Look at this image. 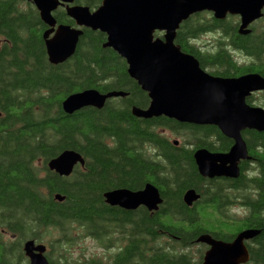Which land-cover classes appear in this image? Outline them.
<instances>
[{"label":"trees","instance_id":"obj_1","mask_svg":"<svg viewBox=\"0 0 264 264\" xmlns=\"http://www.w3.org/2000/svg\"><path fill=\"white\" fill-rule=\"evenodd\" d=\"M76 2L91 9L101 0ZM53 16L57 23H73L64 9H56ZM255 24L241 34L238 16L217 19L209 11L197 12L180 23L174 41L210 66L212 75L264 74V27L259 30ZM46 28L33 4L0 3V34L10 40L0 48V264H27L22 247L29 239L49 244L51 264L68 263L72 259L61 248L64 241L74 240L71 233L77 227L83 236L92 234L109 244L118 241L110 234L113 229L125 231V246L115 255V264H196L187 252L193 235L203 231L202 224L212 225L215 216L206 207L193 211L183 201L184 192L197 190L201 182L185 144L188 135L203 143L202 135L212 126L181 123L164 115L134 116L131 107H147L148 95L128 75L126 61L103 46L105 34L83 29L74 54L52 64L43 38ZM211 31L221 37L212 44L214 49L199 57L193 40ZM249 58L259 63H247ZM86 88L127 94L107 99L101 108L64 112L62 100ZM160 129L180 136L181 145H174ZM64 150H73L84 160L83 167L75 164L67 176L47 166ZM147 182L162 198L155 211L139 206L124 215L105 202L106 191L123 186L138 190ZM262 221H257L260 242L251 254L255 264H264ZM224 223L232 222L228 218ZM48 230L55 235L45 239ZM3 231L14 237L5 239ZM160 236L168 239L166 246L157 243Z\"/></svg>","mask_w":264,"mask_h":264},{"label":"water","instance_id":"obj_2","mask_svg":"<svg viewBox=\"0 0 264 264\" xmlns=\"http://www.w3.org/2000/svg\"><path fill=\"white\" fill-rule=\"evenodd\" d=\"M73 1L32 0L41 20L47 25L43 38L48 61L57 64L70 58L83 34L82 28L104 33L103 46L112 48L126 61L128 75L148 95V106L140 108L134 105L131 113L141 118L164 115L181 123L217 126L233 138L235 144L228 154L197 150L194 159L198 171L202 176L236 175V151L239 149L244 153L240 131L244 128L264 130V111L245 104V96L249 92L264 89V78L252 72L238 77L211 75L174 39L180 23L191 14L202 11L211 12L217 19H224L228 14L238 15V32L247 34L250 32L249 24L264 16V0H102L94 10L87 5L72 4ZM60 5L78 27L56 23L53 11ZM155 31L162 32V36H156ZM126 94L121 90L103 93L96 88H86L66 96L61 107L71 114L85 106L101 108L107 99ZM77 163H84L81 155L73 150H64L49 160L47 166L59 175L67 176ZM103 196L109 205L127 210L142 205L154 211L162 202L158 188L150 182L138 190L117 188L106 191ZM197 197L194 189L183 194L187 205ZM55 198L63 200L59 194ZM256 233L257 229L242 230L232 242L200 236L198 241L210 245L200 264L244 262L248 253L243 240ZM23 248L30 264H50L43 254V244H35L29 239Z\"/></svg>","mask_w":264,"mask_h":264},{"label":"flooded vegetation","instance_id":"obj_3","mask_svg":"<svg viewBox=\"0 0 264 264\" xmlns=\"http://www.w3.org/2000/svg\"><path fill=\"white\" fill-rule=\"evenodd\" d=\"M8 1L9 2L11 1L12 3L18 2L20 4H26V5L33 4L32 0H0V3L3 4ZM72 4H79V3H77L76 0H74ZM59 8L64 9V7L61 5L58 6L56 9ZM96 8L97 6L95 8H91V10H94ZM263 17L264 16H262V18ZM259 20L260 19L252 22L251 24H249L248 27H250L254 23H257ZM57 24H61V23H57ZM68 25L78 27L75 25L74 21L73 23H69ZM212 32L214 31L207 32L204 35L210 34ZM9 42L10 40L6 36L0 34V48L5 43H9ZM193 42H195V45L197 46L196 51L198 52L197 54H199L198 55L199 57H201L203 52L209 49L210 50L214 49V45L199 44L200 42L199 38L194 39ZM245 61L247 63H252V62H256V64L259 63L255 58L253 59L249 58V60L245 59ZM199 65L203 70H205L208 73L209 70H211L210 66H208L207 64L203 65L202 62H199ZM247 73L250 72L241 73L233 77H238ZM252 73H257L264 78V74L262 73H259L257 71H253ZM245 104L249 107L260 108L261 110L264 111V89H256L249 92L245 96ZM195 125L212 126L207 128V130L202 135L203 143L201 144L196 143V140H194L193 137L188 135L187 142L185 144L186 149L191 154V158L195 165L196 171L201 177V182L200 184H198V189L195 190L194 188H191L194 189L198 197L194 201H192L190 205H187L186 203L185 204L189 209H193V211H196L197 208L199 209V207L209 208V210L211 211L213 210V215L215 216L212 219V221L214 220V223L212 225L202 224L201 230L203 231L200 232L198 235H193L195 236L194 242L190 246V250L187 251L189 253L188 254L189 261L190 260L191 262L195 261L196 264H200L203 261V258L205 257L206 253L210 249V245L208 243L198 241V238L200 236H203L205 238H211L212 240L215 241L232 242L240 231L245 229H258L257 228V226L259 225L257 222L258 219H262L263 220L262 222H264V137H263L264 130L257 128H244L240 131V137L244 145V153H241L239 149L236 151V155H237L236 156L237 159L235 160V165L237 167L236 175L225 176V175L215 174L212 176H202L199 173L197 165L195 163L194 153L197 150L202 149V150H206L210 154H220V155L228 154L232 149V146L235 144V140L225 135L215 125H208V124H195ZM160 131L164 132V129L162 130L160 129ZM180 143L181 142L178 139V142L173 144L178 146L181 145ZM226 164L229 165L230 163H226ZM80 166L83 167V165L81 164ZM121 188H125V186ZM115 207L122 209L125 215V210L127 209L119 206H115ZM228 218L229 221L232 223L230 225H225L224 221L228 220ZM123 226L125 228V221L123 222ZM123 233L124 235L117 236L118 241L116 244L111 242L109 244L108 241H106V243H103L104 241H99L97 238L94 239V241L97 243V244L95 243L96 245H98L100 248H103L105 251L111 250L112 253H102L97 255L96 254L85 255L83 253L81 255H78L77 257H72L73 255L71 256V254H69L68 256L73 261H76V263H73L72 260H70L68 263L65 264H83V262H86L89 259H94L92 264H115L114 263V260L116 258L115 255H117V253H119L120 250H122L125 246V231ZM258 234L259 232H257L253 237L243 240L248 256L247 259L244 262H241L240 264H255L254 260H252L253 256H251V254L254 248L258 246V243L260 242L258 240L259 238L257 237ZM173 237L177 238L176 235H173ZM120 238L122 240H120ZM34 243L39 244V242L36 241H34ZM42 244L45 246V251L43 254L50 263L49 261V257L51 254L50 246L47 242H43ZM22 249H23L24 257H26L25 261H27V264H30V260L28 256L25 254L23 247Z\"/></svg>","mask_w":264,"mask_h":264},{"label":"rangeland","instance_id":"obj_4","mask_svg":"<svg viewBox=\"0 0 264 264\" xmlns=\"http://www.w3.org/2000/svg\"><path fill=\"white\" fill-rule=\"evenodd\" d=\"M255 26L258 29L261 28V27H264V17L261 18L259 20V22H257L255 24ZM220 37L221 36H220L219 32H212V33L206 34V35L203 34V35H201L199 37V41H200L199 44H209V45L216 44L217 40ZM235 57L242 58L240 53H238V52H235ZM113 98H115V97H113ZM164 133H165V135L167 137H170L171 139L175 138V139L178 140L179 137H180L178 135L174 136L175 134H172V132L170 130H164ZM82 233H83V230L80 227H77L76 230H73L71 235L74 236V240H72V241H64L63 247L61 249L66 251L68 254H71V256L73 255L72 257H77L78 255H81L83 253L85 255H93V254L97 255V254H102V253H112L111 250L105 251L103 248H100L98 245H96L97 243L94 241L95 238L93 237L92 234L89 235V236H83ZM78 234H80V236L82 235L83 237L76 238V236ZM110 234L116 235V237L124 235V233L121 232L118 229H115V230L113 229V231H111ZM3 235H4V238L7 239V240H10V239H12L14 237V235H12L11 233L6 232V231L5 232L3 231ZM52 235H55V232L51 231V230H48L45 233L44 238L45 239L49 238ZM167 241H168V239L166 237H164V236H160L157 239V243L164 244L165 246H166L165 242H167ZM67 253L65 254V256H67Z\"/></svg>","mask_w":264,"mask_h":264},{"label":"bare ground","instance_id":"obj_5","mask_svg":"<svg viewBox=\"0 0 264 264\" xmlns=\"http://www.w3.org/2000/svg\"><path fill=\"white\" fill-rule=\"evenodd\" d=\"M258 232V231H257Z\"/></svg>","mask_w":264,"mask_h":264}]
</instances>
